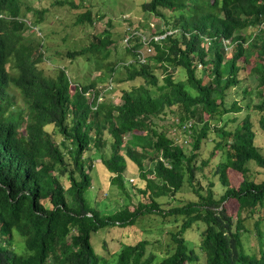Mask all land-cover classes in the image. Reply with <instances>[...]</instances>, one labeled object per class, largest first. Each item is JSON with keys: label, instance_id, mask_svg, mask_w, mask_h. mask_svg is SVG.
<instances>
[{"label": "trees", "instance_id": "1", "mask_svg": "<svg viewBox=\"0 0 264 264\" xmlns=\"http://www.w3.org/2000/svg\"><path fill=\"white\" fill-rule=\"evenodd\" d=\"M141 9L168 24L125 31L119 82L130 85L112 102L103 94L113 89L119 67L106 62L113 31L91 34L86 45L66 52L92 61V70L101 71L97 81L107 83L74 84L64 68L46 74L37 66L41 54L34 57L24 43V28L41 22L43 10H33L27 25L22 0H0V264H106L113 255L115 264H194L198 256L185 234L200 224L204 264H264V179L250 178L251 164L264 170V143L249 112L228 128L243 109L239 94L242 100L253 90L257 100L245 107L264 114V0H149ZM85 22H94L88 8L75 18ZM247 28L256 31L242 35ZM166 29L175 32L153 39ZM145 40L152 52L141 63ZM167 113L176 115V124L187 123L185 141L177 143L154 121ZM259 122L264 135V117ZM208 143L212 149L203 158ZM95 156L127 199L110 213L85 195L93 187ZM129 163L138 168L137 185L126 179ZM236 174L241 180L234 185ZM184 187L185 201L176 197ZM227 199L235 202L233 212ZM144 215L158 216L161 227L169 217L175 222L163 250L140 238L119 240L116 251L104 239L105 253L94 251L91 234L132 226ZM249 232L257 240L254 252L243 245Z\"/></svg>", "mask_w": 264, "mask_h": 264}, {"label": "rangeland", "instance_id": "2", "mask_svg": "<svg viewBox=\"0 0 264 264\" xmlns=\"http://www.w3.org/2000/svg\"><path fill=\"white\" fill-rule=\"evenodd\" d=\"M67 1H73V3L77 5L76 8H72L68 5L66 3ZM147 1L149 0H22L23 8L28 10L24 17L27 25L28 22H32L34 19L33 10H43L44 13L41 22L33 23L30 28H24V43L32 46L34 57L41 54L39 58L41 60L37 66L42 68L46 74L55 75L58 68H64L72 83L88 84L91 81H97L101 71L92 70L93 62H88L85 57L80 56L72 59L66 56V52L78 50L86 45L90 40L91 34H98L104 29L113 31L112 36L114 44L108 49L109 57L106 62L108 63L109 60H111L117 63L119 67H117L116 72L113 73V89L106 91L103 94V98L112 102H120L119 96L121 90L130 85L128 83L123 84L119 82V79L124 77V70L121 66L126 56L124 48L125 42L128 40L125 31L129 28L135 31V27H137V30L147 31L151 28V30L157 31L163 24H168V22H165L162 18L155 17L153 14L141 9L142 3ZM79 2H82V5ZM87 8L91 11L94 22L91 24L88 22L75 24L76 16L87 10ZM127 19H130V21H127ZM168 21L171 20L168 19ZM254 31H256V28H247L242 31V35L245 36ZM35 43L37 46L34 45ZM229 49H231V46ZM251 62L246 66V69L249 68ZM117 72H119V74H117ZM174 73L177 79L183 80L182 74L177 68L174 69ZM159 74H161V72H159ZM203 77V82H206L208 77L206 75H203ZM106 83L107 81L105 79L97 81L95 87L98 88L99 85L104 87ZM137 83H139V80L136 84ZM253 83L251 78L248 77L246 82L247 86L253 87ZM90 93L89 91V94ZM236 97L243 109L241 112L234 114L236 120L234 123H230L228 128H233L236 123L240 124L244 116L249 112L253 130L259 136L258 142L260 146L263 147L264 135L259 120L261 117H264V114L253 111L251 106H249V108L245 107L247 103L251 105L257 100L253 90L251 94L247 93L242 100H240L241 94ZM231 99L232 94H230L229 101ZM175 118V114L167 113L163 120L156 118L154 121L161 124L169 135H174L173 137H175L176 142L179 143L180 141H185L188 137L189 129L186 126L187 123L176 124ZM210 138L211 137H209V139ZM55 140L60 141V136L56 135ZM212 145V143H208L202 150L203 158L208 156L212 149ZM108 152L106 148L103 155L108 156ZM99 161L100 156H95L91 172L93 187L89 189L85 195L91 206L100 212L110 213L124 206L127 199L124 195L119 193L117 187L110 184L109 177L106 172H104V167L102 165L100 166ZM147 162V160L144 161L145 164H147ZM250 169L251 179L256 181L264 179L263 169L256 167L254 164L250 165ZM234 177L236 180L232 178V184L236 185V181H240L241 177L239 174H236ZM126 179L130 181L132 185H137L138 168L136 165L132 163L127 165ZM217 189H221L220 186H217ZM188 195H190L189 190L184 187L176 197H180V199L185 201V197ZM234 203L232 199L226 200L225 204L228 211H234ZM132 208L133 206L131 205L130 209ZM161 225V219L158 216L144 215L132 226L101 228L97 232L91 234L90 242L94 251L99 254L105 253L102 248L104 239L108 242V249L111 251H116L120 247L119 244L115 245L119 240L125 245L134 243L140 238L146 239L150 243H159L161 250H163L167 243L165 234L166 229L175 228L176 224L173 222L172 218L169 217L163 221L164 226L161 227ZM155 227L159 229L156 230ZM201 228L202 225L200 224L198 230L189 231L187 235L185 234L198 256V261L194 264H204V258L202 254L198 252ZM243 245L248 252H254L258 249L257 240L253 232L245 233ZM150 247L151 245L149 244L147 246V251L150 250ZM158 251L159 250L156 252L158 253ZM106 264H115L114 255L109 258Z\"/></svg>", "mask_w": 264, "mask_h": 264}, {"label": "built area", "instance_id": "3", "mask_svg": "<svg viewBox=\"0 0 264 264\" xmlns=\"http://www.w3.org/2000/svg\"><path fill=\"white\" fill-rule=\"evenodd\" d=\"M175 30H171V29H166L164 32L158 34V35H155L153 37L154 40L156 41H159L161 39H164L166 37V35H169V34H172V32H174ZM144 40V38H143ZM140 51V62L143 63L145 62V59H146V56H148V54H150L152 52V46H150L148 43H147V40L144 41L143 45L140 47L139 49ZM101 96L98 97V101H100L101 99Z\"/></svg>", "mask_w": 264, "mask_h": 264}]
</instances>
